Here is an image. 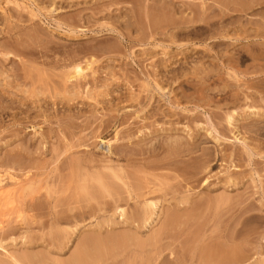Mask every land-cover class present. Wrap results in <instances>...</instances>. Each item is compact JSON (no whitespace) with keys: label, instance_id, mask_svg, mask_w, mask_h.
<instances>
[{"label":"rangeland","instance_id":"1","mask_svg":"<svg viewBox=\"0 0 264 264\" xmlns=\"http://www.w3.org/2000/svg\"><path fill=\"white\" fill-rule=\"evenodd\" d=\"M0 264H264V0H0Z\"/></svg>","mask_w":264,"mask_h":264},{"label":"bare ground","instance_id":"2","mask_svg":"<svg viewBox=\"0 0 264 264\" xmlns=\"http://www.w3.org/2000/svg\"><path fill=\"white\" fill-rule=\"evenodd\" d=\"M219 3H220V2H219ZM239 3H240V2H239ZM215 4H217V2H215ZM238 5H239V4H238ZM212 6H213V5H212ZM216 6H217V5H216ZM227 6H229V5H227ZM213 7H214V6H213ZM221 7H222V5H221ZM232 7H233V6H231V8H232ZM234 7H235V6H234ZM234 7H233V8H234ZM215 8H216V7H215ZM235 8L239 9L238 7H235ZM235 8H234V9H235ZM217 9H218V8H217ZM222 9H223V8H222ZM223 10H224V9H223ZM223 10H222V11H223ZM239 10H240V9H239ZM224 11H225V10H224ZM236 11H237V10H236ZM225 15H227V13H225ZM235 15H236V14H235ZM231 17H232V16H231ZM221 24H222V23H221ZM223 25H224V24H223ZM224 26H225V25H224ZM229 30H230V29H229ZM221 31H222V30H221ZM227 32H228V31H227ZM227 32H226L225 35H228ZM221 33H222V32H221ZM229 33H230V32H229ZM218 34H219V33H218ZM220 36H221V35H220ZM230 38H231V37H230ZM221 40H222V39H221ZM223 41H224V40H223ZM260 41H261V40H260ZM257 43H259V42L257 41ZM262 44H263V43H262ZM259 45H260V44H259ZM80 68H81V66H80ZM80 68H78V69H79L78 71L81 70ZM101 183H102V182H101ZM118 199H119V198H118ZM119 200H120V199H119ZM118 203H119V202H117V204H118ZM149 203H150V202H149ZM156 205H158L157 202H156V203H154V202L151 203V206H152V207H153V206L156 207ZM148 206H149V205H148ZM144 207H145V206H144ZM155 207H153V208H155ZM149 208H150V207H149ZM153 208H152V209H153ZM119 209H121V208H119ZM144 209H145V208H144ZM146 209H147V208H146ZM152 209H150V210H152ZM153 210H155V209H153ZM122 211H125V210H122ZM145 211H147V210H145ZM154 212H155V211H153V213H154ZM121 213H122V212H121ZM124 213H125V212H124ZM140 213H141V212L139 211V214H140ZM147 213H148V212H147ZM147 213L144 214V216H143L145 221L149 219V216L151 217V214H150V215H147ZM149 213H152V212H149ZM154 214H155V213H154ZM154 214H153V215H154ZM121 215L124 216L123 214H121ZM153 215H152V216H153ZM139 217H140V216H138V218H139ZM135 218H136V217H135ZM151 218H152V217H151ZM151 218H150V219H151ZM131 219H133V218H131ZM152 219H153V218H152ZM128 220H130V218H129ZM133 220H134V219H133ZM138 220H139V219H138ZM129 222H130V221H129ZM140 222H141V221H140ZM146 222L148 223V221H146ZM131 223H132V222H131ZM131 223H130V224H131ZM133 223H134V222H133ZM144 223H145V222H144ZM78 260H79V259H78ZM76 261H77V260H76Z\"/></svg>","mask_w":264,"mask_h":264}]
</instances>
